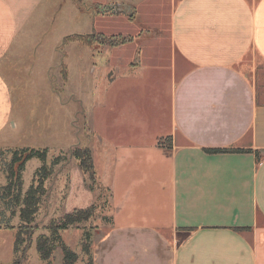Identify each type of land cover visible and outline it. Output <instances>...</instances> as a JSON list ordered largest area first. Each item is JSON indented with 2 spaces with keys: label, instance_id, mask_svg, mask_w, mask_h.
<instances>
[{
  "label": "crops",
  "instance_id": "crops-1",
  "mask_svg": "<svg viewBox=\"0 0 264 264\" xmlns=\"http://www.w3.org/2000/svg\"><path fill=\"white\" fill-rule=\"evenodd\" d=\"M38 3L0 0V149L15 148L6 76L29 60L18 37ZM169 12L166 51L132 35L80 42L76 101L111 194L92 264H264V0H170Z\"/></svg>",
  "mask_w": 264,
  "mask_h": 264
},
{
  "label": "rangeland",
  "instance_id": "rangeland-1",
  "mask_svg": "<svg viewBox=\"0 0 264 264\" xmlns=\"http://www.w3.org/2000/svg\"><path fill=\"white\" fill-rule=\"evenodd\" d=\"M112 1L133 4L135 11L132 13L129 4L123 8L112 5ZM78 10L82 11V16ZM169 11L170 0H40L34 8L18 37V45L22 43L25 47V53L21 55L29 60L24 59L26 62L19 65L17 72L6 76L14 88L13 111L17 126L13 129L12 141L15 147L48 148V161L58 155L65 160L54 165L52 174L45 180L46 194L31 226L19 231L16 215L11 221L14 229H0V264H13L14 259L19 260L18 264H62L60 246L47 260L40 258L36 250L37 237L49 235L48 225L52 220L91 205L92 215L87 220L60 231L62 241L76 254L74 264H89L94 245L110 223V194L98 176L103 160L97 139L88 130L95 124L90 110L81 112L84 108L80 101H76L75 95L81 83L80 53L89 52V49L78 40L64 42L63 39L70 34L109 36L120 32L115 35H132L134 45H140L136 48L142 52L154 51V45L166 51L164 43L168 37ZM92 44L107 50L106 44L93 42L89 45ZM128 51L126 56L135 53L132 49ZM61 62L67 66L66 84L57 66L46 72L48 64L61 65ZM86 77L88 84L93 82L102 86L105 83L100 75ZM76 146L90 148L96 172L92 181L78 167V161L69 155V150ZM10 149L13 148L0 149L1 171L2 164L9 159ZM40 165L41 161L36 158L26 162L22 174L23 191ZM2 173L0 186L5 183ZM88 184L93 185V191L88 189ZM16 232L23 239L18 252L13 249Z\"/></svg>",
  "mask_w": 264,
  "mask_h": 264
},
{
  "label": "trees",
  "instance_id": "trees-1",
  "mask_svg": "<svg viewBox=\"0 0 264 264\" xmlns=\"http://www.w3.org/2000/svg\"><path fill=\"white\" fill-rule=\"evenodd\" d=\"M63 40L64 42L78 40L87 44L97 42L109 46H116L123 43L126 38L121 35L70 34L65 36ZM48 153V148L45 147L25 146L15 147L9 150V159L5 160L2 164L5 183L0 186V229H14L11 221L16 215H18L20 223L18 225L19 231L26 230L33 223L39 205L46 194V188L44 186L45 180L52 174L53 166L65 160L64 157L61 158L58 155L48 161ZM69 155L78 161V167L92 181L96 176V172L94 170L90 149L86 146H76L69 150ZM32 158L40 160L41 165L35 170L28 188L23 191L22 174L26 162ZM87 187L89 190H94L92 184H88ZM107 190L110 194L109 188ZM91 215L92 206L90 205L86 208L74 209L52 220L48 225L49 235H39L36 240V250L40 258L47 260L51 252L57 246H60L62 250V264H74L76 254L62 241L60 231L71 225H77L83 220H87ZM22 241L23 239L20 238V233L16 232L13 245L15 252L19 251V244ZM18 263V259L13 260V264ZM92 263L91 256L89 264Z\"/></svg>",
  "mask_w": 264,
  "mask_h": 264
}]
</instances>
